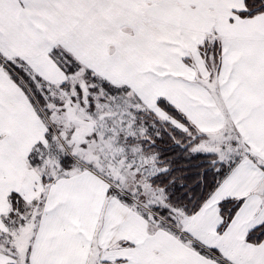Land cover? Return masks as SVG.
I'll use <instances>...</instances> for the list:
<instances>
[{
	"label": "snow or ice",
	"instance_id": "obj_1",
	"mask_svg": "<svg viewBox=\"0 0 264 264\" xmlns=\"http://www.w3.org/2000/svg\"><path fill=\"white\" fill-rule=\"evenodd\" d=\"M0 264H264V0H0Z\"/></svg>",
	"mask_w": 264,
	"mask_h": 264
}]
</instances>
